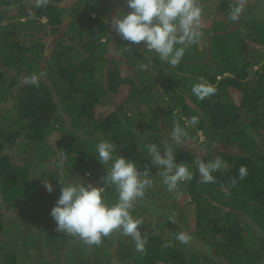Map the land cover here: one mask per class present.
Wrapping results in <instances>:
<instances>
[{"label":"trees","instance_id":"trees-1","mask_svg":"<svg viewBox=\"0 0 264 264\" xmlns=\"http://www.w3.org/2000/svg\"><path fill=\"white\" fill-rule=\"evenodd\" d=\"M213 1L202 37L173 67L113 30L112 18L131 11L126 0H0V264H264V0ZM201 78L216 89L203 101L192 92ZM193 116L198 124L176 144L174 121L184 128ZM101 141L116 145L113 160L150 170L131 212L143 219V253L120 231L99 246L56 231L50 213L62 185L105 187ZM165 142L193 174L177 192L147 150L154 143L163 154ZM217 156L227 167L202 183L196 159ZM103 197L116 203L115 187ZM189 216L195 228L185 232L179 221Z\"/></svg>","mask_w":264,"mask_h":264},{"label":"clouds","instance_id":"clouds-1","mask_svg":"<svg viewBox=\"0 0 264 264\" xmlns=\"http://www.w3.org/2000/svg\"><path fill=\"white\" fill-rule=\"evenodd\" d=\"M49 0H34L35 7L46 6ZM126 5L131 11L124 15L118 12L111 20V26L122 40L129 45H140L143 42L146 50L154 51L161 61L171 66H178L186 50L198 43L202 37L203 9L199 0H126ZM241 7L231 9L229 18L237 20ZM179 46V47H178ZM123 51L133 53L134 49L125 46ZM146 69L147 65H141ZM216 89L203 82L192 86V92L197 99L203 101L215 94ZM198 124L196 116L186 119V127L174 121L171 139L176 144H182L183 138L188 136L187 127ZM116 145L113 142L101 141L97 145L98 160L102 165L110 166L107 174L101 178L102 184L114 186L118 193L116 203L109 205L105 202L103 193L105 187H94L91 183L69 184L61 188V194L51 209L50 215L56 222V231L67 236L77 237L85 244L99 246L103 239L113 232L120 231L124 236L131 237L135 242L136 251L145 252L147 241L142 239L140 226L143 219H134L131 212L135 203L144 198L147 188L151 187L149 179L150 170L145 165L141 172L131 160L119 156L113 160L112 153ZM151 163L161 168L159 175L169 192H177L178 186L183 181H191L193 174L187 165L175 162L173 149L165 142L163 154L156 144L147 145ZM64 151L61 152V166L65 159ZM111 164L109 165V162ZM200 181L202 183H215L213 172L227 167L221 157L214 161L205 162L199 158L195 161ZM239 178L247 176L245 165L239 167ZM47 191L52 192L53 187L47 180L43 181ZM61 183V182H60ZM236 180L232 179L235 186ZM175 222V214L169 217ZM181 243L188 244L190 237L181 232L176 237ZM165 244L163 247H167Z\"/></svg>","mask_w":264,"mask_h":264},{"label":"rangeland","instance_id":"rangeland-1","mask_svg":"<svg viewBox=\"0 0 264 264\" xmlns=\"http://www.w3.org/2000/svg\"><path fill=\"white\" fill-rule=\"evenodd\" d=\"M199 3H200L201 6H202L203 12L206 13V14H204L202 17H204V16H206L207 14H210L211 12H213V11H211V10H213V9L215 8L216 4H218L217 1H213V0H208V1L199 0ZM248 30H250V29H248ZM122 92H123V94H125V89H124ZM120 98H121V97H119V98H117V99L119 100ZM101 109H102V108H101ZM106 109H108V108H106ZM102 110L105 111L104 108H103ZM199 135H200V139H201V141H202V140L204 139V137L202 136L201 133H199ZM200 150H201V151H200V152L198 151V154H201V155H204V154H206V152H208L207 149H202V148H200ZM12 153H15V151L13 150ZM189 218H190V216H189ZM188 221H189V223H187V224H185L184 222H181V221H179V223L182 225L183 230H184L185 232H192V231L194 230L195 227H194V225H193V222H192L191 218H190Z\"/></svg>","mask_w":264,"mask_h":264}]
</instances>
